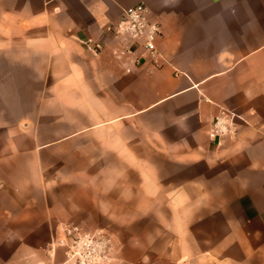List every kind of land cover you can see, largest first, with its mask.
I'll list each match as a JSON object with an SVG mask.
<instances>
[{
	"label": "crops",
	"instance_id": "crops-1",
	"mask_svg": "<svg viewBox=\"0 0 264 264\" xmlns=\"http://www.w3.org/2000/svg\"><path fill=\"white\" fill-rule=\"evenodd\" d=\"M137 3L159 65L116 59ZM66 224L113 264H264V0H0V264H63Z\"/></svg>",
	"mask_w": 264,
	"mask_h": 264
},
{
	"label": "built area",
	"instance_id": "built-area-1",
	"mask_svg": "<svg viewBox=\"0 0 264 264\" xmlns=\"http://www.w3.org/2000/svg\"><path fill=\"white\" fill-rule=\"evenodd\" d=\"M113 36L122 39L124 46L116 52V59L124 60L133 56L138 49L143 50L150 62L159 65L162 60L158 40L162 36L161 22L152 18L144 3H137L122 9L117 25L110 28ZM91 50L99 53L103 45L95 43ZM139 58L135 63L139 64ZM236 115L223 112L215 118L210 134L211 139L221 138L234 132ZM113 237L106 229L89 231L78 224H66L49 244V252L62 250L63 264H113Z\"/></svg>",
	"mask_w": 264,
	"mask_h": 264
},
{
	"label": "rangeland",
	"instance_id": "rangeland-1",
	"mask_svg": "<svg viewBox=\"0 0 264 264\" xmlns=\"http://www.w3.org/2000/svg\"><path fill=\"white\" fill-rule=\"evenodd\" d=\"M95 230H97V229H95ZM91 231H94V230H91Z\"/></svg>",
	"mask_w": 264,
	"mask_h": 264
}]
</instances>
